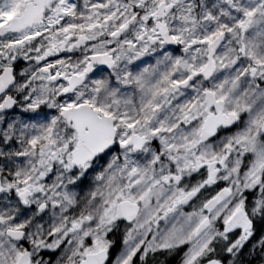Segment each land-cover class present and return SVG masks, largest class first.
Here are the masks:
<instances>
[{"label":"snow or ice","instance_id":"6c2138e0","mask_svg":"<svg viewBox=\"0 0 264 264\" xmlns=\"http://www.w3.org/2000/svg\"><path fill=\"white\" fill-rule=\"evenodd\" d=\"M0 264H264V0H0Z\"/></svg>","mask_w":264,"mask_h":264}]
</instances>
